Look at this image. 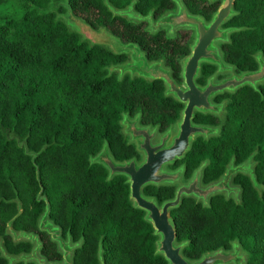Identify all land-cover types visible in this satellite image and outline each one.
Segmentation results:
<instances>
[{
    "label": "trees",
    "instance_id": "trees-1",
    "mask_svg": "<svg viewBox=\"0 0 264 264\" xmlns=\"http://www.w3.org/2000/svg\"><path fill=\"white\" fill-rule=\"evenodd\" d=\"M15 1L19 14L0 19V246L8 254L29 249L26 242L11 241L6 223L12 218L14 229H37L44 208V201L36 199L41 186L49 218L73 239H82L73 264H98V240L105 264H166L162 255L153 253L156 236L142 218L143 211L132 207L125 177L117 174L106 180V169L89 163L88 157L103 140L117 160L137 155L120 132L121 112H139L141 123L163 130L175 120L181 104L163 94L160 79L128 74L118 79L115 72L108 73L107 67L126 55L81 38L48 8L50 0ZM129 1L106 0L115 9ZM182 1L191 13L206 19L217 5ZM106 2L66 0L73 15L93 28L105 27L122 42L137 43L148 59L162 57L173 77L180 79L179 59L187 52L183 42L189 35L148 32L142 22L113 15ZM172 8L171 0L134 3L136 11L152 10L154 17ZM233 8L235 13L224 24L238 28L222 45L223 58L238 71L254 69V54L264 56V0H234ZM212 69L203 63L199 82ZM257 87L242 85L217 96L216 100L227 97L218 134L197 136L183 159L175 162L185 163L187 177L207 160L202 170L206 183L220 175L231 157L238 163L253 153L254 176L261 184L258 190L248 175L237 172V202L222 193L210 195L205 205L191 196L182 198L170 215L176 240H187L182 253L188 258L237 241L246 255L243 264H264V81ZM195 120L217 121L200 113ZM143 191L158 202L172 195L168 185H147ZM42 250L49 258L57 253L49 245ZM0 264H7L1 252Z\"/></svg>",
    "mask_w": 264,
    "mask_h": 264
},
{
    "label": "water",
    "instance_id": "water-1",
    "mask_svg": "<svg viewBox=\"0 0 264 264\" xmlns=\"http://www.w3.org/2000/svg\"><path fill=\"white\" fill-rule=\"evenodd\" d=\"M136 0H130L123 7L115 9L106 0L112 14L125 16L132 21H147L146 29L155 32L162 26L167 27L170 35L178 27H192L193 39L190 43V51L180 61V76L182 85L178 84L171 76L170 68L165 67L162 59H147L137 43L133 41L122 42L119 37L109 32L105 27L93 28L85 21H78L80 30L73 29L81 38L90 44L105 45L115 54L124 53L126 59L112 63L107 67L108 73L115 72L117 78L124 74L130 77L138 76L146 80L160 79L163 83V94L172 96L183 106L179 111V117L175 122V130L168 127L157 133V126L140 124V113L130 116L128 112H121L118 124L124 136H128L127 143H133L135 150L141 152V158L135 156L117 160L111 154L108 143L103 140L99 150L89 155V163L101 164L106 169V180L114 175H123L124 182L128 185V199L132 207L143 211L142 218L152 227L154 240V254H160L166 260V264H243L246 260L245 252L237 241H231L229 248L218 247L203 252L199 257L191 259L183 255L182 249L187 240L177 241L173 218L170 215L172 209L179 206L183 197L191 196L195 202L201 201L202 205L208 203L209 196L215 193L224 194L225 198L232 197L236 202L239 200L240 186L232 183V177L237 172L248 175L252 185L260 190L261 184L257 183L253 171V153L244 160L235 163L231 157L226 163L220 175L206 183L202 182V170L207 160H202L193 168L190 176L182 181L185 171L184 165L169 169L176 160L184 157L189 150L192 141L197 137L208 138L219 132V125L194 123V112L224 115L226 100L213 101V97L224 92H234L242 85H249L257 90V85L264 81V56L257 52L254 58L257 66L254 69L233 71V65L225 62L221 55L219 43L229 41V33L238 27L226 26L224 23L235 13L234 0H207L209 3L219 1L215 10L207 20L202 15L191 13L182 0H171L174 9L164 11L157 17L153 11L148 10L142 14L134 9ZM71 16H75L68 9ZM201 63L216 65L213 73L207 76L203 84H198L196 78L199 75ZM229 72L217 80L216 74ZM175 185L172 196L158 202L154 195L145 194L143 188L147 185ZM40 186L36 199L44 201L43 211L37 218L36 227L49 233L51 240L55 241L57 248L62 253V259L47 260L39 255L40 242L33 232L22 229L15 230L11 221H7L6 228L14 239L29 240L33 245L28 252L11 255L0 246L1 255L7 259V264L23 261H32L35 264H72L71 255L81 243L78 241L70 244V239L64 240L60 236V227L49 218V203L45 195L41 193ZM19 211V210H18ZM96 257L99 264H105L102 257L100 240H98Z\"/></svg>",
    "mask_w": 264,
    "mask_h": 264
},
{
    "label": "flooded vegetation",
    "instance_id": "flooded-vegetation-1",
    "mask_svg": "<svg viewBox=\"0 0 264 264\" xmlns=\"http://www.w3.org/2000/svg\"><path fill=\"white\" fill-rule=\"evenodd\" d=\"M207 1V0H206ZM218 2L219 1H215V2H212V3H209L208 1H207V3L208 4H217L218 5ZM217 5H216V7H217ZM175 7V6H174ZM215 7V8H216ZM172 9H174V8H172ZM215 10V9H214ZM213 10V11H214ZM205 18V17H204ZM206 19V18H205ZM208 20V19H207ZM134 22H142V23H144V30H146V31H148V32H150L149 30H147L146 29V26H147V21H134ZM160 30H163V32H164V34H165V36H167V37H173L174 35H176V34H179V33H183V32H188V35H189V37L187 38V41L186 42H183L186 46H187V52L185 53V54H183L182 56H181V58L179 59V67H180V61H181V59L190 51V43L192 42V39H193V32H194V29L192 28V27H178V28H176V29H174V31H173V33L172 34H168L167 33V27L166 26H162L161 28H159L157 31H155V32H158V31H160ZM128 42V41H127ZM138 45V44H137ZM222 45H223V43H219V47H220V50H221V55H222V58H223V51H222ZM139 46V45H138ZM141 49V48H140ZM141 51L144 53V51L141 49ZM145 54V53H144ZM147 57V56H146ZM148 59V58H147ZM156 59H162L163 60V58L161 57V58H156ZM149 60H151V59H149ZM223 60H224V58H223ZM225 61V60H224ZM163 62H164V60H163ZM225 62H227V61H225ZM203 63H201V65H202ZM231 64V63H230ZM201 65H200V69H199V75H198V77L196 78V82L198 83V84H203L204 82H205V80H206V78H207V76H209L211 73H213L214 72V70L216 69V65H214V64H210V65H212L213 66V69H212V71L208 74V75H206L205 76V78H204V80L202 81V82H199V78H200V71H201ZM233 65V64H232ZM167 66V65H166ZM167 67H169V66H167ZM170 68V67H169ZM233 71L234 72H240V71H238V70H236V68H235V66L233 65ZM170 73H171V76L173 77V75H172V71H171V68H170ZM230 73L229 72H225V73H223V74H220V73H217L216 74V78H215V80H217V79H219V78H221V77H223V76H226V75H229ZM178 76H179V78L180 79H176L175 77H173L174 79H175V81L178 83V84H180V85H182V83H183V79H182V77L180 76V68H179V72H178ZM225 93H230V92H224L223 94H218V95H216V96H214L213 97V101H220V100H222V99H224V98H227V97H221L219 100H216V97L217 96H219V95H221V96H223ZM172 97V96H171ZM173 98V97H172ZM174 99V98H173ZM175 100V99H174ZM177 101V100H176ZM178 102V101H177ZM181 104V107L183 106V104L182 103H180ZM181 107H180V109H181ZM180 109H179V111H180ZM179 111H178V115H177V117L175 118V120L172 122V123H170L168 126H166L163 130H160L159 128H158V126H157V128H158V131H157V133H160V132H162V131H164L165 129H167L168 127H172V130L174 131L175 130V122H176V120H177V118L179 117ZM197 113H200V114H211V113H201V112H198V111H195L194 112V117H193V122L194 123H204V124H208V125H217V122L218 121H216L215 123H208V122H203V121H197V120H195V117H196V114ZM136 114V113H135ZM130 115V114H129ZM134 115V114H133ZM133 115H130V116H133ZM211 115H213V116H215L214 114H211ZM224 118V117H223ZM217 119V118H216ZM140 120V119H139ZM222 122H223V120H222ZM140 124H143V123H141L140 122ZM222 124V123H221ZM221 124L219 125L220 127H221ZM144 125H146V124H144ZM151 125V124H150ZM120 126V125H119ZM152 127L153 126H155V125H151ZM120 128H121V126H120ZM121 132V131H120ZM123 135V134H122ZM124 136V135H123ZM125 138H126V142H127V139H128V136H124ZM201 137V136H200ZM129 144H132L133 146H134V144L133 143H129ZM134 150H135V147H134ZM135 152H136V154L137 155H133V156H135L137 159H140L141 158V152H139V151H136L135 150ZM132 157V156H131ZM183 159V158H182ZM119 160H121V159H119ZM181 160V159H180ZM176 161H178V160H176ZM175 161V162H176ZM201 162V161H200ZM236 163V162H235ZM175 164V163H174ZM168 165L167 166V168H169V169H173V168H175V167H177V166H179L180 164H183L184 165V169H185V171H184V173H183V176L182 177H186L185 176V172H186V168H185V163L184 162H180V163H178L177 165L175 164V165ZM192 172V171H191ZM191 172H190V174H191ZM190 174L186 177V179L190 176ZM185 179V180H186ZM185 180H182V181H185ZM204 183V182H203ZM232 183H234V181H233V177H232ZM162 185H168V186H170V187H172V193H173V189H174V186L175 185H170V184H161V186ZM158 186H160V185H158ZM172 196V195H171ZM15 230H19V229H15ZM22 230H24V229H22ZM25 231H28V232H33L34 234H36L37 236H38V239H39V242H40V248H39V255H41V256H44L47 260H58V261H60L61 259H62V253H61V251L57 248V244H56V242L55 241H53V240H51V238H50V235H49V233H47L46 231H44V230H39L38 228L37 229H34V230H25ZM60 236H61V238H63L64 240H67L68 238L70 239V244H72L73 242H75V241H78L79 239H73L72 238V236H71V234L69 233V231L68 230H66V231H63L62 229H60ZM9 237H10V239H11V241L13 242V243H18V242H26V243H28L29 244V249L27 250V251H20V252H18L17 254H12L11 253V255H18V254H20V253H22V252H28L29 250H30V248H31V246L33 245V243H31L29 240H25V239H14V238H12V236L11 235H9ZM81 241H82V239H81ZM49 245V247H51V246H53L54 248H55V251L57 252L55 255H53V257L52 258H49L48 257V255L46 254V253H44L43 252V250L41 251V249H43V247L44 248H46L47 246ZM74 251H75V249L74 250H72V255H71V263L73 264V255H74ZM28 262H30V261H28ZM28 262H26V263H24L23 261H20V262H18V261H16V262H14L13 264H16V263H18V264H27ZM34 263V262H33ZM35 264V263H34ZM98 264H99V261H98Z\"/></svg>",
    "mask_w": 264,
    "mask_h": 264
},
{
    "label": "rangeland",
    "instance_id": "rangeland-1",
    "mask_svg": "<svg viewBox=\"0 0 264 264\" xmlns=\"http://www.w3.org/2000/svg\"><path fill=\"white\" fill-rule=\"evenodd\" d=\"M48 5H49L48 8L50 10H53L56 14V17L61 19L69 29L73 30V29L78 28V30H80L78 21L79 20L82 21V19L78 16H71L68 13L66 0H50ZM19 12H20V7L15 0H5V1L0 3V19H2L4 17H16L19 14ZM183 35L187 36L188 32L183 33ZM163 64H164V62H163ZM164 66L167 67L165 64H164ZM223 73H225V72H222L220 74H223ZM224 99L226 100L227 98H224ZM223 116H224L223 114L215 115V117L217 118V121H218L217 125H220L222 123ZM16 141L18 143H20V142L22 143V140H20V138H18V137H16ZM185 179H186V177L181 178V180H185ZM7 230L8 229L6 228L5 232L8 235H10V233Z\"/></svg>",
    "mask_w": 264,
    "mask_h": 264
}]
</instances>
